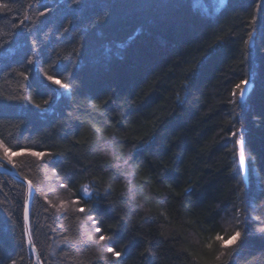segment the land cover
I'll return each instance as SVG.
<instances>
[{"label":"trees","instance_id":"obj_1","mask_svg":"<svg viewBox=\"0 0 264 264\" xmlns=\"http://www.w3.org/2000/svg\"><path fill=\"white\" fill-rule=\"evenodd\" d=\"M4 147L43 264H264V0H0ZM24 200L0 173V264Z\"/></svg>","mask_w":264,"mask_h":264},{"label":"water","instance_id":"obj_2","mask_svg":"<svg viewBox=\"0 0 264 264\" xmlns=\"http://www.w3.org/2000/svg\"><path fill=\"white\" fill-rule=\"evenodd\" d=\"M251 86H252L251 83H247L244 94L249 92V90L251 89ZM239 151H240V145L238 144V152H237L238 161H239ZM0 165H2L0 166V173L10 175L12 178L20 182L21 184H23V186L25 187V202H24V209H23V227H24L25 245H26L28 255L31 259L30 264H43L39 256L38 250L36 246L34 245V242L31 236V229H30V213H31L32 201H33L34 187L31 183V191H30L29 183H28L30 180L27 179L26 177H23L14 166L9 164L6 160L2 159L1 157H0ZM246 165L245 167H241L240 165L243 171L242 177L245 183L248 180V172L246 169Z\"/></svg>","mask_w":264,"mask_h":264},{"label":"snow or ice","instance_id":"obj_3","mask_svg":"<svg viewBox=\"0 0 264 264\" xmlns=\"http://www.w3.org/2000/svg\"><path fill=\"white\" fill-rule=\"evenodd\" d=\"M3 7H7V5H3ZM250 36H251V34H250ZM47 78H48V80L52 81L53 84L59 85L61 88L67 89L69 87L68 84L62 83L61 80L56 79L53 76H48ZM246 85H247V81H241L240 84L236 85V88L240 90L241 97L244 96ZM45 103H47V101H45ZM37 107H39V105H37ZM233 135H235V133H233ZM237 143L240 145L239 162H240L241 167H245L246 158H245V155H244V148H243L244 141H243V138L238 140ZM4 153H5L4 159L9 164H13V161H12V156L13 155H20L21 154V153H13L8 147H4ZM29 154L32 155V156H36V157H43V156L46 155L45 153H42V152H31ZM0 166H2V165H0ZM28 183H29V190L31 191V181H29ZM83 191H84L85 194H89V189L87 187H83ZM76 203H78V201H76ZM77 210L79 212H84L85 211V209L83 207H80ZM93 223H95V221H93ZM95 231L97 233H101L102 229L100 227H96ZM260 231L264 232V229H260ZM241 236H242V233L239 230H237L234 233L230 234L227 237V239H225L221 235H217L215 237V240L219 242L221 247H228V246L237 244V242L241 239ZM105 240H106L105 235L101 234V235H99L98 239L96 240V243L99 244V243H101V242H103ZM209 247H211V245H209ZM107 251L112 253V255L116 256V257H119L121 255V253L119 251H116L113 247H107Z\"/></svg>","mask_w":264,"mask_h":264},{"label":"bare ground","instance_id":"obj_4","mask_svg":"<svg viewBox=\"0 0 264 264\" xmlns=\"http://www.w3.org/2000/svg\"><path fill=\"white\" fill-rule=\"evenodd\" d=\"M247 83H251V82H247ZM240 139H241V138H240ZM240 139H239V140H240ZM243 145H244V144H243ZM243 147H244V146H243ZM237 152H238V143H237ZM244 155H245V153H244ZM245 158H246V157H245ZM246 164H247V165H246V169H247V172H248V171H249V165H248V163H247V160H246ZM239 167H240V164H239ZM240 170H241V174H242L243 171H242L241 167H240ZM243 180H244V179H243ZM248 181H249V177H248L247 182L245 183V181H244V183H245V184H248Z\"/></svg>","mask_w":264,"mask_h":264},{"label":"rangeland","instance_id":"obj_5","mask_svg":"<svg viewBox=\"0 0 264 264\" xmlns=\"http://www.w3.org/2000/svg\"><path fill=\"white\" fill-rule=\"evenodd\" d=\"M250 91V90H249ZM247 94V93H246ZM0 152H2V154H3V156H5V153H4V149H2V151H0ZM14 157V155L12 156V158ZM2 159H4V158H2ZM237 159H238V157H237ZM5 160V159H4ZM238 163H239V161H238ZM243 178V177H242ZM34 195V194H33ZM24 202H25V200H24Z\"/></svg>","mask_w":264,"mask_h":264}]
</instances>
